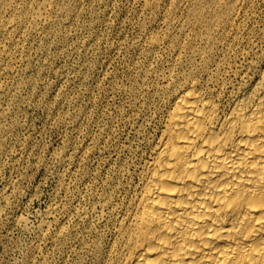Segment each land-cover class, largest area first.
<instances>
[{"label": "rangeland", "instance_id": "obj_1", "mask_svg": "<svg viewBox=\"0 0 264 264\" xmlns=\"http://www.w3.org/2000/svg\"><path fill=\"white\" fill-rule=\"evenodd\" d=\"M264 74V0H0V264H107L175 93Z\"/></svg>", "mask_w": 264, "mask_h": 264}, {"label": "bare ground", "instance_id": "obj_2", "mask_svg": "<svg viewBox=\"0 0 264 264\" xmlns=\"http://www.w3.org/2000/svg\"><path fill=\"white\" fill-rule=\"evenodd\" d=\"M152 151L107 264H264V74L226 102L180 89Z\"/></svg>", "mask_w": 264, "mask_h": 264}]
</instances>
